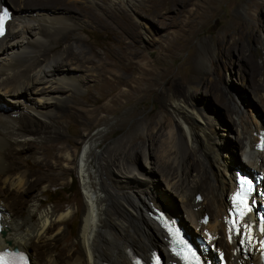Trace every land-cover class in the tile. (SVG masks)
<instances>
[{
  "label": "bare ground",
  "instance_id": "1",
  "mask_svg": "<svg viewBox=\"0 0 264 264\" xmlns=\"http://www.w3.org/2000/svg\"><path fill=\"white\" fill-rule=\"evenodd\" d=\"M9 1L15 11L10 7L12 17L0 39V250L17 248L27 253L36 245L45 251L44 259L40 261L31 253L33 264H131V256L140 254L148 260L151 252L161 249L165 260L173 263L166 235L150 218L153 209H157L164 211L185 235L202 238L210 247L206 258L212 263L259 264L264 225L257 223V208L251 201H247L249 210L241 215L234 181L237 170L232 166L241 165L239 169L264 175V156L256 149L259 136L264 134V117H259L254 109L244 114L232 106L234 99L227 92L204 82L206 92L232 114V123L238 127L241 158L236 160L232 153L233 156L223 157L215 140L214 120L182 99L187 83L168 97L177 118L175 125L169 117L158 123L153 116L145 125L139 124L141 135L118 140L99 154V140L105 142L106 137L101 132L93 136L88 133L82 155L77 151L69 153L70 146L78 148L80 142L67 141L60 131L68 112L76 120H88L90 126L99 121L100 112H112L107 106L86 109L75 93L90 82L102 80L110 87L127 86L125 96L130 97L142 84L151 93L159 84L158 78L167 77L157 76L154 64H149L140 47L143 34L148 36L150 28L147 30L144 23L141 30L138 22L126 14L117 24L123 51L118 62H128V76L122 77L117 62L101 58L92 47L85 51L81 38L75 35L89 26L113 28L117 22L106 9L102 8L101 18L96 9L87 5L96 6L97 0ZM110 2L113 6H127L135 15L142 11L143 0ZM193 5L195 0H173L170 8L175 11L174 17L154 13L161 26L180 27L178 42L164 40L165 56L189 42L195 20L201 15L199 10H191ZM151 10L148 11L152 13ZM155 36L151 42L157 41ZM241 36L230 43V48L243 54ZM206 56L205 49L195 54L196 58ZM131 66L139 68V76H135ZM258 76L257 68H252L248 87L259 92L264 104V94L255 82ZM22 98L25 102L19 101ZM196 125L200 128L198 133L194 130ZM163 129V144L158 149ZM59 144L64 145L59 148ZM131 147L151 165L148 171H139L130 163L127 156ZM51 148L64 154L46 157ZM36 157L38 161L30 165V159ZM63 161L69 168H64L65 173L80 170L85 202L76 243L61 249V243L69 242V232L63 225L70 212H41L35 223L31 219L39 212L37 192L45 180L40 173L62 169ZM153 165H161L162 170ZM157 174L170 194L159 189ZM199 192H205V201ZM259 192L264 194V180ZM254 199L264 204V197ZM235 208L239 209L238 215L233 213ZM206 212L209 218H205Z\"/></svg>",
  "mask_w": 264,
  "mask_h": 264
},
{
  "label": "rangeland",
  "instance_id": "2",
  "mask_svg": "<svg viewBox=\"0 0 264 264\" xmlns=\"http://www.w3.org/2000/svg\"><path fill=\"white\" fill-rule=\"evenodd\" d=\"M1 1L2 6L9 9L12 7L15 11L9 0ZM163 1L143 0L142 11L136 13L137 15L132 13L127 6L119 4L113 6L110 0H97L98 5L96 6L87 3L93 10L96 9L95 12L100 14L101 18L102 10L106 9L109 14L114 16L117 22L115 21L116 23L113 24V28L89 26L88 30L83 29L75 32L77 38H81L80 44L84 45L85 51H89L91 47L94 48L101 58L117 62L118 72L122 77L128 76L126 73L128 62H118L123 55V51L121 40L118 37L120 29L117 24L121 23L123 15L126 14L138 22L141 30H143L142 28L145 24L147 30L150 28L148 36L143 34V38L140 40V47L145 52L149 64H154L157 76L166 74L167 77L158 78L159 84L151 93L146 92V85L142 84L140 89L135 90L130 97L125 96L129 89L127 86L120 85L119 87L118 85L110 87L102 80L90 82L86 87L82 88L81 92L75 93L76 99L86 109L93 111L107 106L112 112L110 114L104 111L100 112L99 121L91 126L88 120H76L73 114H71L72 112H68L64 127L60 131L64 134L67 141L80 142L78 148L70 146L69 153L77 151L80 156L82 155L87 143L86 135L88 133H91V136H93L101 132V136L106 137L105 142L99 140L102 143L96 150V153L99 154L107 146L112 145L118 140L129 136L133 138L141 135L138 131L139 124L145 125L147 120L153 116L158 123L164 122L169 117L175 125L177 118L173 109L168 104V97L169 94L177 91V87H183L188 83L187 92L182 96V99L188 100L198 111L203 110L214 120L213 129L220 154L226 158L234 155L233 157L236 160L239 157L241 158L240 140L237 133L238 127L232 123L234 117L206 92L204 82L208 83L209 86H217L227 92L234 99L232 106H236L244 114L254 109L253 111L259 117H264V104L259 100V92L248 87L251 69L255 67L259 73V76L255 78V82L260 87V93L264 94V0H195V5L191 6V10H199L201 15L195 20V29L189 36V42L183 44V46L180 45L179 50L167 56L162 51L163 47L167 45L164 40L172 39L178 42L180 27L165 28L166 26H161L156 21V15L166 14L169 17H174L175 15V11L170 8L173 0ZM29 3L25 2V5ZM148 10H151L152 13ZM154 13H156L155 16H153ZM167 23H170V21ZM252 35L255 37V40H252ZM153 36L156 37V42L150 41V38ZM240 36L243 38V44L245 45V52L243 54L230 48V43ZM202 49L206 50L208 56L196 58V52L202 51ZM131 67L132 72H135V76H139V68H135V66ZM89 86L92 87L91 90L87 89ZM230 97L229 101H231ZM25 100L22 98L19 101L25 102ZM131 112H135L136 115L130 117L129 114ZM86 129L90 131L86 132ZM194 130L198 133L200 131L199 126H194ZM164 134L165 130L163 129L161 138L156 145L158 149L160 148V144H163ZM144 136L147 137V133H144ZM62 145L64 144H59V148ZM146 145L149 154V138H147ZM55 149L51 148L48 150L46 157H51L53 156L52 154H64L59 149ZM150 151L153 154V150L150 149ZM189 152L191 153V150ZM127 157L130 163L136 166L139 171H148V168L151 167V165L145 162L143 156L140 157L138 155L133 147L129 149ZM194 158L197 159V157ZM37 161V157L32 158L29 164L33 165ZM62 163V169L40 173L41 176L44 175L45 180L37 192L36 199L39 204V212L31 219V222L35 223L41 212H70L68 222L65 226L63 225V228L69 232V242L61 243V249L66 244L74 245L76 243L82 207L85 202V191L80 170H69L67 172L69 174H67L64 172V168H69L66 167L64 161ZM236 166L233 165L232 169L237 171L242 170L239 169L242 168L241 165ZM153 167H156L158 171L162 170L161 165H153ZM192 169V174H195V169ZM202 171L205 170L202 169ZM220 171L223 174L222 168H220ZM163 175H165L164 172ZM157 178L159 179V189L165 190L163 180L159 174H157ZM54 189L58 191L59 196L52 204H49L46 196ZM63 190H70L71 194L68 197H64L62 195ZM167 193L170 194L169 191ZM198 194L203 199H206L205 192H199ZM171 198L175 199V201L177 200L173 194H171ZM153 200L158 203L156 199ZM209 216V212H206L205 218H209ZM35 246L33 245L32 249H28L30 253L27 252V254L30 260L32 259L31 253H34L41 261L44 259L45 251ZM157 254L162 261H166L161 249H157ZM137 256L142 257L140 254H137Z\"/></svg>",
  "mask_w": 264,
  "mask_h": 264
},
{
  "label": "snow or ice",
  "instance_id": "3",
  "mask_svg": "<svg viewBox=\"0 0 264 264\" xmlns=\"http://www.w3.org/2000/svg\"><path fill=\"white\" fill-rule=\"evenodd\" d=\"M9 16V13L7 10L4 11L3 15H0V36H3L5 34V22L6 18ZM237 201L241 205V215H243L245 212L249 210L248 202L245 196L242 195V193H237ZM264 231V229H262ZM231 241V236L229 237ZM181 250L179 252L176 251L175 248H173V252L176 256L180 257L184 264H199L198 258H196V253L192 251L190 247L181 239ZM0 264H3L2 258H0ZM156 264H159V259L157 258Z\"/></svg>",
  "mask_w": 264,
  "mask_h": 264
},
{
  "label": "trees",
  "instance_id": "4",
  "mask_svg": "<svg viewBox=\"0 0 264 264\" xmlns=\"http://www.w3.org/2000/svg\"><path fill=\"white\" fill-rule=\"evenodd\" d=\"M71 182H72V179H71ZM71 194V191L69 190V191H62V195L64 196V197H68L69 195ZM59 196V194H58V191L57 190H51L48 194H47V196H46V199H47V202L49 203V204H52L53 202H54V200L57 198Z\"/></svg>",
  "mask_w": 264,
  "mask_h": 264
},
{
  "label": "clouds",
  "instance_id": "5",
  "mask_svg": "<svg viewBox=\"0 0 264 264\" xmlns=\"http://www.w3.org/2000/svg\"><path fill=\"white\" fill-rule=\"evenodd\" d=\"M5 7V6H4ZM7 8V7H6ZM8 10H9V8H7ZM10 11V10H9ZM11 12V11H10ZM11 15H12V12H11ZM12 17V16H11ZM6 32H7V25H6ZM6 32H5V34H6ZM4 37V36H3ZM2 37V38H3ZM1 39V38H0ZM247 171L248 170H240V172H243V173H247ZM138 257H140V256H138Z\"/></svg>",
  "mask_w": 264,
  "mask_h": 264
},
{
  "label": "water",
  "instance_id": "6",
  "mask_svg": "<svg viewBox=\"0 0 264 264\" xmlns=\"http://www.w3.org/2000/svg\"><path fill=\"white\" fill-rule=\"evenodd\" d=\"M1 234H3V231L1 232ZM14 250H17V248H13Z\"/></svg>",
  "mask_w": 264,
  "mask_h": 264
}]
</instances>
